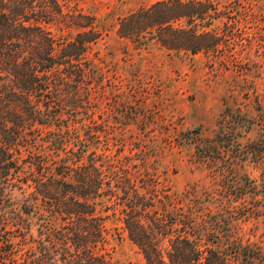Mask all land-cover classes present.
Wrapping results in <instances>:
<instances>
[{"label":"trees","instance_id":"1","mask_svg":"<svg viewBox=\"0 0 264 264\" xmlns=\"http://www.w3.org/2000/svg\"><path fill=\"white\" fill-rule=\"evenodd\" d=\"M69 2L0 0V264H117L102 252L109 222L145 264H264V245L236 234L240 222L264 217V177L258 186L244 172L263 162L264 118L225 99L212 137L179 135L213 190L178 194L133 172L86 122V56L104 32L93 16L65 13ZM221 19L210 0H161L120 17L116 34L138 48L209 56ZM58 21L77 30L72 39L48 30ZM242 130L260 138L242 143Z\"/></svg>","mask_w":264,"mask_h":264},{"label":"rangeland","instance_id":"2","mask_svg":"<svg viewBox=\"0 0 264 264\" xmlns=\"http://www.w3.org/2000/svg\"><path fill=\"white\" fill-rule=\"evenodd\" d=\"M158 1L70 0L67 4L65 13L93 16L104 32L86 56L87 106L92 114L86 122L103 130L100 147L107 145L108 155L136 165L133 172H147L160 188L178 194L210 191L215 186L207 172L192 162L193 147L179 146L177 140L181 133L198 129L212 137L225 99L233 110L256 117L261 124L264 0H210L222 19L214 26L221 44L209 56H175L156 45L138 48L117 36L120 17ZM47 28L59 42L72 39L77 31L65 21ZM242 132V143L260 138L257 130ZM244 172L261 186L264 159L261 164L248 163ZM108 227L113 228L112 237L102 252L117 264H145L119 224L109 222ZM236 234L245 242L264 245V217L240 222Z\"/></svg>","mask_w":264,"mask_h":264}]
</instances>
